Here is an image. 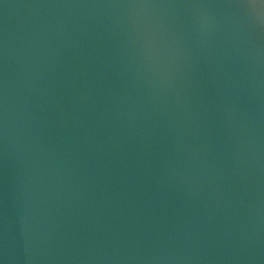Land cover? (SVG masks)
Listing matches in <instances>:
<instances>
[{
	"label": "water",
	"instance_id": "water-1",
	"mask_svg": "<svg viewBox=\"0 0 264 264\" xmlns=\"http://www.w3.org/2000/svg\"><path fill=\"white\" fill-rule=\"evenodd\" d=\"M258 0H0L3 264H264Z\"/></svg>",
	"mask_w": 264,
	"mask_h": 264
},
{
	"label": "clouds",
	"instance_id": "clouds-1",
	"mask_svg": "<svg viewBox=\"0 0 264 264\" xmlns=\"http://www.w3.org/2000/svg\"><path fill=\"white\" fill-rule=\"evenodd\" d=\"M249 7L257 10L256 14L258 16H264V0H258V2L250 4Z\"/></svg>",
	"mask_w": 264,
	"mask_h": 264
},
{
	"label": "snow or ice",
	"instance_id": "snow-or-ice-1",
	"mask_svg": "<svg viewBox=\"0 0 264 264\" xmlns=\"http://www.w3.org/2000/svg\"><path fill=\"white\" fill-rule=\"evenodd\" d=\"M0 264H3V262H2V261H0Z\"/></svg>",
	"mask_w": 264,
	"mask_h": 264
}]
</instances>
